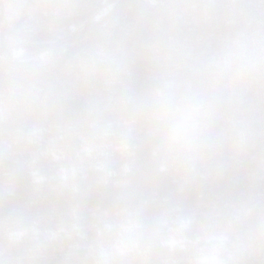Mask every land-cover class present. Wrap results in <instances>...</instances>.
Here are the masks:
<instances>
[{
  "label": "built area",
  "instance_id": "2783aa9c",
  "mask_svg": "<svg viewBox=\"0 0 264 264\" xmlns=\"http://www.w3.org/2000/svg\"><path fill=\"white\" fill-rule=\"evenodd\" d=\"M171 1H19L58 34L0 48V264H264V6Z\"/></svg>",
  "mask_w": 264,
  "mask_h": 264
},
{
  "label": "trees",
  "instance_id": "16d2710c",
  "mask_svg": "<svg viewBox=\"0 0 264 264\" xmlns=\"http://www.w3.org/2000/svg\"><path fill=\"white\" fill-rule=\"evenodd\" d=\"M20 0H5L4 4V9H3V20H4V29L3 33L0 37V48L3 51H12L13 49L19 50L20 47L25 46H34L36 44H39L40 46H47L48 44H53L57 40V35L55 33H50L48 34L47 38L44 39L43 41H38V40H21L19 41H13L12 37H19L22 36L25 33L22 34H17L14 32L13 29H11V22L14 16V12L18 8ZM195 0H172L170 5H181V4H188V2H193ZM28 34V33H26ZM32 36V34H29ZM64 44L55 46L53 47L50 51L45 53V55L39 57L38 59L34 60L33 62L30 63H24L22 64L23 67L25 68H35V67H46L49 66V64L54 61V59L58 56L59 52L62 50ZM17 65V64H16Z\"/></svg>",
  "mask_w": 264,
  "mask_h": 264
},
{
  "label": "rangeland",
  "instance_id": "374dc122",
  "mask_svg": "<svg viewBox=\"0 0 264 264\" xmlns=\"http://www.w3.org/2000/svg\"><path fill=\"white\" fill-rule=\"evenodd\" d=\"M53 33H55V35L58 34V32H53ZM47 36L48 33L45 35H42L41 33H33L32 36H30L29 34H23L22 36L19 37H12V40L19 41V39H21V40H31V41L33 40L43 41L44 39L47 38ZM40 50H41V46L39 44H36L34 46H29V47L22 46L20 47L19 50L13 49L11 54L16 56L17 58L29 57L34 55L35 52H38ZM198 101L199 99L196 93L191 90H188L187 87L184 86L178 89L177 92H173L171 99L164 102L163 110L166 112H172L177 109L178 105H180L184 109H192L193 107L198 105Z\"/></svg>",
  "mask_w": 264,
  "mask_h": 264
},
{
  "label": "snow or ice",
  "instance_id": "6c2138e0",
  "mask_svg": "<svg viewBox=\"0 0 264 264\" xmlns=\"http://www.w3.org/2000/svg\"><path fill=\"white\" fill-rule=\"evenodd\" d=\"M261 5L264 6V0H261ZM136 76H137V68H136V61L135 60H130L127 65L123 68L122 72L120 73V78L123 86L128 89V90H133L135 81H136ZM153 92H158L159 85L154 84L151 89ZM190 116V112H189ZM157 133L162 134L163 130L160 128L156 129Z\"/></svg>",
  "mask_w": 264,
  "mask_h": 264
}]
</instances>
